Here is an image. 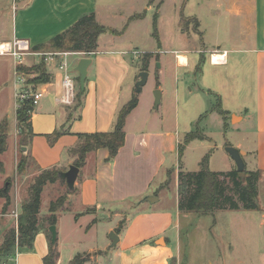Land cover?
I'll use <instances>...</instances> for the list:
<instances>
[{"label":"crops","instance_id":"1","mask_svg":"<svg viewBox=\"0 0 264 264\" xmlns=\"http://www.w3.org/2000/svg\"><path fill=\"white\" fill-rule=\"evenodd\" d=\"M154 2L157 5L156 25H158L163 18L161 15L164 0L158 2L149 0L146 13H135L143 14L141 17L131 19L132 15L128 18L119 14V19L128 20L123 29L117 30L111 24L101 22L98 16L97 0H0V45L16 39L26 40L30 47L45 43L72 26L82 15L90 12L94 13L99 24L109 29L98 36L97 47L92 52L55 51L57 55L45 60L50 80L30 85L34 90L42 92L31 112L33 134L30 145L26 146L32 162L37 167L40 169L68 168V165L74 161V156L69 150L78 143L77 134L112 129L117 112L135 93L133 81L137 78H133L132 75L143 70L133 65L135 58L128 55L130 52L128 45L121 43L131 25L148 15L149 9L154 7ZM206 2L212 6L221 4L220 0ZM226 7L234 18H239V24L243 29L239 34L235 33L234 37L226 42L227 44L224 43L225 47L221 44L217 49H209V62L225 66L222 69L224 75L229 69L226 66L229 53L235 54L232 61L240 67L245 65H243L245 61L252 62L254 106L251 111L246 109L244 114L235 112L230 114L231 125L237 126L244 120H249L250 123H248L254 125L251 127L255 130L251 142L245 146L240 142L233 145L245 152L244 161L247 170L260 172L259 188L264 183V0H228ZM179 25L182 36L190 42L189 29L183 30L181 19ZM5 28H8V31H5ZM105 33H109L107 39L102 37ZM157 34L158 50L173 53L171 57L166 58L165 63L170 68H174V73L178 68H189L190 52L193 50L201 52V49L187 46L164 48L159 29ZM144 53L153 54L148 63L149 71L161 56H156L157 48L145 50ZM28 56H37L41 59L38 54H25L21 62L23 65L29 66L33 63V61H27ZM81 57H89L91 63L87 68L83 104L75 111L73 110L75 95L72 103L62 100L64 95L62 80L65 70L60 68V64L66 63V72L75 82L76 94L80 87L75 65ZM180 57L184 59L181 60ZM4 62L8 63V66H13L14 71L15 63L12 56L6 58ZM69 65H72L71 70ZM162 68L163 63L160 61L159 72ZM130 76L133 81L128 80ZM227 77L233 78L230 72ZM177 82L178 76L175 74V85ZM157 84L163 89L160 76ZM139 104L138 97L137 105L125 120L124 144L111 160L107 159L109 152L106 148H99L87 154L84 165L79 167L76 179L77 191L70 194L74 199L73 201L69 199L68 210L60 212H72L74 207L80 208V211L73 215L72 224L75 231L83 226L82 219L90 218L98 211H105L111 218H116L117 223L110 228L111 231H115L119 221L124 220L119 231H115L119 236L115 246L120 247L117 264H168V259L176 255L173 251L176 246H173L169 235L172 230H175L178 238L179 219L186 215V212L179 211L177 207L179 168L169 164L166 154H178V146L182 141L168 129L165 123V127L159 130L151 124L147 125V128L129 127V121L132 120ZM210 111L213 112L214 107ZM77 114L79 117H75ZM68 116L72 118L66 123ZM3 119L1 118L0 122ZM223 124L225 127L230 125L227 120ZM62 125H65L63 129L66 131L55 143L49 144L46 135ZM168 171L171 172L170 176ZM168 177H171L174 189V204L171 208L161 205L163 197L158 192V189L162 188L161 185L169 179ZM147 195H154L158 200L152 203L142 201V198ZM88 208H92V211L85 212ZM11 218L13 224H16L14 217ZM92 219H94L92 224L95 225L97 220ZM5 222L4 215L0 213V235L6 228ZM56 227L58 237L59 227L57 225ZM48 246L49 239L45 230L41 229L35 235L32 247H17L15 254L0 258V264H43V257L48 252ZM56 248L59 256L55 264H68L75 256L70 249L64 255L63 245H57V242ZM102 251L89 248L78 253L88 257L83 264H95L98 254Z\"/></svg>","mask_w":264,"mask_h":264},{"label":"rangeland","instance_id":"2","mask_svg":"<svg viewBox=\"0 0 264 264\" xmlns=\"http://www.w3.org/2000/svg\"><path fill=\"white\" fill-rule=\"evenodd\" d=\"M206 1L164 0L161 15L163 18L156 25L160 30L164 48L187 46L201 49V52L193 50L189 53L191 57L189 68H178L174 73V68H170L165 63L166 58L171 57L173 53L158 50V40L156 41L152 34L154 14L157 13L155 2L154 7L149 9L148 15L143 20L135 21L126 32L121 44L128 45L130 50L128 55L135 58L133 62L135 67L143 68L142 57L145 50L157 48L156 56H161L149 69L147 81L137 93L140 104L132 120L129 121V127L147 128L151 124L159 130L165 127V123L182 143L187 133L193 131L197 136L184 144L180 158L176 153L166 154L169 164L182 171H196L200 168L201 160L208 154L209 169L226 172L236 166L225 151V146L230 144L234 146L233 144L238 142L245 146L254 138L255 130L251 129L254 125H250L249 120L241 121L237 126L231 125L230 114L231 112L244 114L246 109L251 111L253 108L254 72L250 60L245 61L243 63L245 65L241 67L233 62L234 53H229L226 65L229 69L225 75L222 71L225 66L209 62V49H217L221 44L225 47L224 43L227 44L226 42L230 41L235 33L239 34L243 28L239 24V18H234L233 14L227 11L228 0H220L221 4L214 6ZM148 2L149 0H97L98 16L101 22H107L115 29L121 30L128 19L125 21L119 19V14L129 18L135 13H146ZM182 17L186 22L181 25L183 28L185 25L188 26L190 42L184 39L179 28ZM7 29L5 28V31H8ZM102 37L107 39L109 33H105ZM6 58L9 56H0V119H6L7 123V146L0 154V160L4 164V172H0V188L7 187L11 203L4 215L6 228L0 235V244L6 230L13 226L11 212L15 210L19 213L21 201L27 197L28 188L39 172L32 165L25 174H20L16 170L21 150L18 144L20 126L16 118V109L22 101L19 100L18 93L23 91L22 89H25L26 94L30 92L28 88L30 85L22 86L21 83H16L17 63L14 60L13 71V66H8V63L4 62ZM27 61L36 64L40 59L37 56H28ZM160 61L163 63V68L159 72ZM69 69H72V65H69ZM138 72L132 77L136 79ZM228 72L232 75V79L227 77ZM175 74L178 76L176 85ZM33 75L34 73H24L25 81ZM159 76L163 81V89L157 84ZM132 77L130 76L128 80L133 81ZM135 83L136 81H133L134 92ZM156 89L160 90L161 97L157 108H154ZM217 106L224 112L223 114L217 111ZM210 107H214L213 112L210 111ZM225 120L231 126L225 127L223 124ZM245 168L247 169L246 165ZM171 182L172 179L169 177L167 187L158 189L157 186L159 190L157 191L163 197L161 202L163 207L171 208L174 204V189ZM263 184L258 188L257 209H221L206 213L190 211L181 216L177 229L178 238L175 230L169 235L173 246H176L173 250L176 255L168 259V264L171 262L172 264H264ZM67 190L66 183L60 179L46 183L43 187L38 224L45 230L46 236L50 226L46 220L49 215L48 205L50 201L67 194ZM69 199L73 201L74 198L68 194L63 206L64 210L69 208ZM4 201V198H0V208ZM78 211L80 208L74 207L72 212L56 213V223L53 224L59 227L56 242L57 245H63L64 255L69 249L76 255L78 252L95 248L103 250L98 254L95 264H117L120 247H111L109 238L110 228L117 223L116 218H111L105 211H98L92 217L82 219L83 226L75 231L72 224L73 215ZM92 218H96L97 221L95 225L89 226ZM14 221L17 223L15 219ZM123 221H119L117 228H120Z\"/></svg>","mask_w":264,"mask_h":264},{"label":"trees","instance_id":"3","mask_svg":"<svg viewBox=\"0 0 264 264\" xmlns=\"http://www.w3.org/2000/svg\"><path fill=\"white\" fill-rule=\"evenodd\" d=\"M143 14H135L130 18H138ZM157 13L154 14L153 22V36L158 39L156 29ZM185 19L181 18V23H185ZM188 26L185 25L183 30H187ZM109 30L104 25H101L95 19L94 13L90 12L82 15L72 26L66 29L64 32L54 36L49 41L32 47V51L36 52H55V51H82L92 52L97 47L98 36ZM114 32L113 30H110ZM153 56L152 53H144L143 70L148 67L149 59ZM45 56L41 55V59L38 63L32 65L19 64L16 69L24 73H34L27 83H43L50 80V74L45 66ZM85 88L79 90L75 94V104L73 110H78L83 104V96L85 94ZM138 95L133 93L132 97L126 102L117 112L112 129L108 131H95L88 133H79L78 143L72 147L69 152L74 156V164L77 167H81L85 163V159L88 153L96 151L99 148H106L109 152L107 159L111 160L118 152L119 148L123 146L125 141V120L128 114L137 105ZM34 104L31 97H26L22 100L20 106L16 109V118L19 122L20 132L18 134V144L20 146H29L32 137L31 127V112ZM218 107V106H217ZM217 111L220 114L224 112L218 107ZM75 117H79L77 114ZM71 116H68L67 122L71 120ZM65 123V124H66ZM6 119L0 122V154L6 149ZM65 125L55 129L52 133L47 134L46 138L49 144L55 143V141L66 130L63 129ZM196 133L190 131L184 138L183 143L178 146L179 158L183 153L184 144L196 137ZM209 156L208 154L200 162V168L196 171H182L181 169L177 174V191H178V203L177 207L181 212H211L215 210H239L246 209L252 210L259 207L258 204V181L260 178V172L258 170L252 171L245 168L244 176H240V173L236 168L229 171H213L208 166ZM32 165L35 170H38V174L35 175L32 184L28 188L27 197L21 201L20 211L18 213L16 226L9 227L3 237V241L0 244V258H6L7 256L15 254L17 247H32L35 235L42 227L38 224V213L40 209L41 193L46 183H53L60 179V173L66 169H60L58 167H52L47 169H40L35 163L32 162L29 151L25 153L20 150V156L17 160L16 170L20 174H25L26 171ZM0 172H4V166L0 160ZM168 171V176H170ZM169 178V177H168ZM66 183V182H65ZM168 184V179L161 185L163 187ZM77 191L74 187L73 191L67 190V194L59 196L56 200L50 201L48 205L49 215L46 217L47 224L53 225L56 223V213L64 211L63 206L67 199L68 194H73ZM0 198H4V204L1 208V214L5 215L10 206L11 199L8 193L7 187L0 188ZM62 208V209H61ZM65 210H68L65 208ZM92 211V208H88L85 212ZM94 222V219L89 223V226ZM120 228L115 229L116 232ZM48 230V228H47ZM49 246L48 252L43 257V264H55L59 253L56 248V242L51 243V234L48 230ZM88 257L85 254H76L68 264H83ZM169 264H172L169 263Z\"/></svg>","mask_w":264,"mask_h":264},{"label":"water","instance_id":"4","mask_svg":"<svg viewBox=\"0 0 264 264\" xmlns=\"http://www.w3.org/2000/svg\"><path fill=\"white\" fill-rule=\"evenodd\" d=\"M91 63V59L89 57H81L77 64L75 65V70L77 71L79 75V87L81 90L85 87V80L87 77V68ZM149 75V71L146 70H140L137 75V80L135 83V92L138 93L141 89V87L146 83L147 77ZM161 92L159 89L154 90V108H157L159 101H160ZM21 151L26 152L27 147L21 146ZM225 151L230 155V157L233 159L236 170L240 173V176H244L245 171V161H244V155L245 152L235 146L232 145H226ZM79 173V167L75 166L74 164H69L67 170L60 173V178L64 179L66 182V185L70 191H73L75 187V181L77 179ZM157 197L154 195H147L142 198V201H148L150 203L157 201ZM49 232L51 234L50 241L51 243H55L57 239V231L55 225L49 226ZM109 238L111 239V247L115 246L119 241L118 234L112 230L110 231Z\"/></svg>","mask_w":264,"mask_h":264},{"label":"built area","instance_id":"5","mask_svg":"<svg viewBox=\"0 0 264 264\" xmlns=\"http://www.w3.org/2000/svg\"><path fill=\"white\" fill-rule=\"evenodd\" d=\"M25 54H38V55H44L45 60L52 59L53 56L57 55V52H36L32 51L31 47L28 45L26 40L23 39H16L12 42L3 43L0 45V55H9L14 58L17 65L22 64V58ZM66 63H61L60 68L65 70L62 85L64 88V95L62 100L67 103H72L73 97L75 95V82L73 78L70 76L68 72H66ZM15 75H16V83H21L22 86H28L31 85L30 83H27V80L25 81L24 72L19 71L15 69ZM21 86V87H22ZM29 91L27 94L24 93L25 89H22L23 91L18 93L19 100L22 101L26 97H31L32 102L35 105L38 101V99L41 97L42 92L34 90L31 86L28 87ZM11 215L14 217V219L17 221L18 218V212L13 210L11 212Z\"/></svg>","mask_w":264,"mask_h":264},{"label":"bare ground","instance_id":"6","mask_svg":"<svg viewBox=\"0 0 264 264\" xmlns=\"http://www.w3.org/2000/svg\"><path fill=\"white\" fill-rule=\"evenodd\" d=\"M181 60H183L184 58L180 57Z\"/></svg>","mask_w":264,"mask_h":264}]
</instances>
